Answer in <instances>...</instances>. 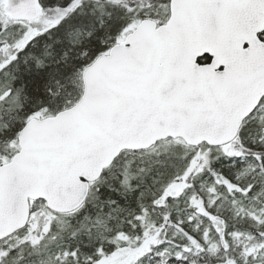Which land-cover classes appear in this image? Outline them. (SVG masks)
Wrapping results in <instances>:
<instances>
[{"label": "snow or ice", "instance_id": "snow-or-ice-1", "mask_svg": "<svg viewBox=\"0 0 264 264\" xmlns=\"http://www.w3.org/2000/svg\"><path fill=\"white\" fill-rule=\"evenodd\" d=\"M0 264H264V0H0Z\"/></svg>", "mask_w": 264, "mask_h": 264}, {"label": "trees", "instance_id": "trees-1", "mask_svg": "<svg viewBox=\"0 0 264 264\" xmlns=\"http://www.w3.org/2000/svg\"><path fill=\"white\" fill-rule=\"evenodd\" d=\"M85 43H87V40H85Z\"/></svg>", "mask_w": 264, "mask_h": 264}]
</instances>
